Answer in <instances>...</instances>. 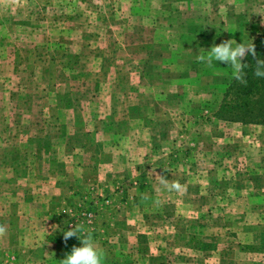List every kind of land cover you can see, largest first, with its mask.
Instances as JSON below:
<instances>
[{
  "label": "rangeland",
  "instance_id": "rangeland-1",
  "mask_svg": "<svg viewBox=\"0 0 264 264\" xmlns=\"http://www.w3.org/2000/svg\"><path fill=\"white\" fill-rule=\"evenodd\" d=\"M262 30L264 0H0V264H60L77 223L104 264H264V125L196 59Z\"/></svg>",
  "mask_w": 264,
  "mask_h": 264
},
{
  "label": "clouds",
  "instance_id": "clouds-1",
  "mask_svg": "<svg viewBox=\"0 0 264 264\" xmlns=\"http://www.w3.org/2000/svg\"><path fill=\"white\" fill-rule=\"evenodd\" d=\"M234 44L235 46H233ZM249 54L256 61L254 75L264 78V60L257 59L253 42L245 44L236 43L235 40H226L218 45L214 44L207 51V55H197L196 59L198 62L205 63L208 66H212L213 61L230 65L233 78L241 84H246L247 81L244 79L246 64L242 63V60ZM164 170L167 171L166 169ZM153 173H155V169H153ZM155 178H158L159 183L169 192L179 193L183 189V186L178 181L166 179L160 174H156ZM156 203H159V201H156ZM6 234V226L0 224V238L5 237ZM74 236L79 237L82 246H73L71 253L67 254L66 258L60 261V264H104L106 253L96 244L90 231H86L82 225L77 223L63 234L65 241Z\"/></svg>",
  "mask_w": 264,
  "mask_h": 264
},
{
  "label": "trees",
  "instance_id": "trees-1",
  "mask_svg": "<svg viewBox=\"0 0 264 264\" xmlns=\"http://www.w3.org/2000/svg\"><path fill=\"white\" fill-rule=\"evenodd\" d=\"M254 43L257 59L264 60V30L251 41ZM255 59L247 55L242 63L246 84L232 78L228 84L218 111V119L243 125H264V78L254 75Z\"/></svg>",
  "mask_w": 264,
  "mask_h": 264
},
{
  "label": "crops",
  "instance_id": "crops-1",
  "mask_svg": "<svg viewBox=\"0 0 264 264\" xmlns=\"http://www.w3.org/2000/svg\"><path fill=\"white\" fill-rule=\"evenodd\" d=\"M226 37H224V36H222L221 35V33H218L217 34V39H216V41H217V45L218 44H220L221 42H223V41H226V39H225ZM229 39H232V36H230L229 37ZM238 41V40H237ZM214 67H217L218 65L219 66H221L219 69H221L222 68V66H224V67H231L230 65H226V64H224V63H220V62H218V61H213V64H212ZM216 69V68H215ZM230 71H231V69H229ZM232 72V71H231ZM204 77H202V79H203ZM201 78L199 79V81L200 80H202ZM209 79L210 80H212L214 83L212 84V83H209V85L208 84H205L204 86H202L201 87V90L204 92V91H206V90H208V91H212V90H214L217 86L215 85V83H216V80L217 79H219V77H217L216 75L215 76H209Z\"/></svg>",
  "mask_w": 264,
  "mask_h": 264
}]
</instances>
